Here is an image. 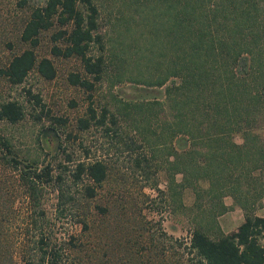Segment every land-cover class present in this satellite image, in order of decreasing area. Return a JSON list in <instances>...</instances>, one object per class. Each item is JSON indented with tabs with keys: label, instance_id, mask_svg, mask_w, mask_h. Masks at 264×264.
<instances>
[{
	"label": "trees",
	"instance_id": "1",
	"mask_svg": "<svg viewBox=\"0 0 264 264\" xmlns=\"http://www.w3.org/2000/svg\"><path fill=\"white\" fill-rule=\"evenodd\" d=\"M113 1L111 12L117 23H131L135 29L147 23L146 51L141 56L135 54L136 49L131 62L138 64L143 57L141 64L152 76L143 82L163 88L160 95L131 105L144 109L145 130L155 137L151 141L145 136L148 153L164 149L167 166L180 173L179 180L173 176L168 180L167 188L173 183L175 208L187 214L188 248L194 264H264V216L253 213L264 194V0ZM101 5L104 0H43L33 6L19 34L29 46L0 65V79L19 83L32 68L45 78L53 77L52 61L38 57L33 47L42 30L57 25L50 33L49 50L57 56H78L92 79L77 71H70L67 78L88 91L90 99L94 81L105 71L103 51L89 52L92 43L103 47L98 23ZM129 26L126 29L131 30ZM142 33L139 29L138 34ZM129 36L136 38L135 32ZM22 115L15 99H0V121L15 122ZM116 118V112L106 106L96 114L89 102L76 126L103 125L108 119L116 131ZM235 133L241 135L240 142L233 139ZM10 145L0 134V160L20 171L31 202L20 234L4 233L0 223V264H67V245L35 202L37 191L50 183L57 212L67 209L73 215L79 194L92 197L93 184L106 177V162L102 158L78 160L71 167L62 164L55 172L46 163L21 172L19 160L9 155ZM82 174L92 184L80 185ZM186 190L191 194L188 203L182 198ZM7 195L0 190V221L10 207ZM224 196H230L232 204L243 211L242 220L228 232L222 231L216 219L226 209ZM96 207L102 213L108 209Z\"/></svg>",
	"mask_w": 264,
	"mask_h": 264
},
{
	"label": "rangeland",
	"instance_id": "2",
	"mask_svg": "<svg viewBox=\"0 0 264 264\" xmlns=\"http://www.w3.org/2000/svg\"><path fill=\"white\" fill-rule=\"evenodd\" d=\"M42 2L0 0V65L6 64L13 53L29 46L20 39V30L31 8ZM113 2L104 0L99 9L103 47L92 43L89 48L93 54L103 51L105 59V71L94 81L90 99L88 91L67 78L70 71H77L92 79L84 72L78 56H57L49 50L50 33L57 28L54 25L39 33L38 44L33 47L38 57L50 58L54 76L45 78L32 68L19 83L0 79V99H15L23 110L22 117L15 122L0 121V134L9 140V155L19 160L21 172L46 163H50L55 172L62 164L71 167L78 160L88 162L102 158L106 162V177L93 184L92 197L79 194L73 215H69L67 209L57 212V199L50 183L37 191L35 202L44 208L47 220L54 223L55 235L67 245V264H194L193 253L188 248L187 214L175 208L171 197L173 183L167 188L168 180L171 181L172 176L174 181L179 180L180 173H173L167 166L164 149L155 148L153 153L151 150L152 155L148 153L145 136L151 141L155 137L145 130L144 109L131 105L151 98L152 94L160 95L163 88V85L150 86L143 82L152 78L150 69L141 64L143 57L141 62L138 59V64L131 62L136 49L139 51L135 54L141 56L146 51L147 23L139 25L138 29L131 23H117L113 19L114 11L111 12ZM127 25L132 29H126ZM139 29L143 30L142 36L138 34ZM134 32L136 38L130 37ZM89 102L96 114L103 106L116 112V131L115 124L108 119L103 125L91 122L84 129L76 126L77 117L85 115ZM52 116L63 120L57 121ZM233 139L242 140L238 133ZM18 172L0 160V190L10 199V207L0 221L4 233L20 234L19 227L26 221L31 202ZM80 182V185L92 184L83 174ZM182 198L190 202V192L186 190ZM223 199L226 209L216 219L222 231L228 232L242 219L243 211L232 204L230 196ZM96 204L106 206L107 212L99 211ZM253 213L264 216V194L253 206Z\"/></svg>",
	"mask_w": 264,
	"mask_h": 264
},
{
	"label": "crops",
	"instance_id": "3",
	"mask_svg": "<svg viewBox=\"0 0 264 264\" xmlns=\"http://www.w3.org/2000/svg\"><path fill=\"white\" fill-rule=\"evenodd\" d=\"M240 209H241V208H240ZM241 210H242V209H241ZM242 216H243V215H242ZM241 220H242V219H241ZM241 220H240V221H241ZM240 221H239V222H240ZM239 222H238V223H239ZM220 227H221V226H220Z\"/></svg>",
	"mask_w": 264,
	"mask_h": 264
}]
</instances>
